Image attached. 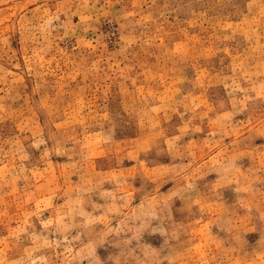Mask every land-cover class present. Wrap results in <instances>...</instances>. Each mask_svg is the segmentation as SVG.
Returning <instances> with one entry per match:
<instances>
[{"label": "rangeland", "instance_id": "rangeland-1", "mask_svg": "<svg viewBox=\"0 0 264 264\" xmlns=\"http://www.w3.org/2000/svg\"><path fill=\"white\" fill-rule=\"evenodd\" d=\"M0 264H264V0H0Z\"/></svg>", "mask_w": 264, "mask_h": 264}]
</instances>
